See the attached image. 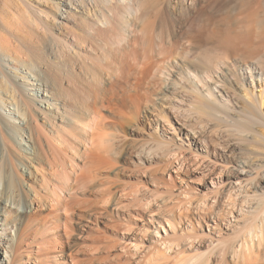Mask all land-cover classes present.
I'll list each match as a JSON object with an SVG mask.
<instances>
[{
    "label": "bare ground",
    "instance_id": "1",
    "mask_svg": "<svg viewBox=\"0 0 264 264\" xmlns=\"http://www.w3.org/2000/svg\"><path fill=\"white\" fill-rule=\"evenodd\" d=\"M63 4L65 27L57 23L58 13L49 9L42 34L30 44L12 34L0 17V84L12 97L3 115L7 126H0V264H104L108 260L114 245L97 225L87 232L84 221L102 220L108 229L121 225L114 220V210L137 191L127 192L109 172L133 147L129 138L141 119L160 138L158 145L169 144L163 158L170 180L172 174L180 179L181 174L193 172L207 184L195 205L179 202L168 208L167 199L163 200L167 211L177 212L165 220L156 218V200L146 196L141 225L125 228L134 231L129 244L120 248L129 262L156 264L159 256V262L166 257L168 263L179 248L168 241L169 232L177 223H186L190 229L206 227L208 246L202 239H192L189 247L205 246L208 252L182 264L255 263L257 242L227 247L222 238L253 210L256 213L255 202L256 207L264 205V178L260 175L258 182L249 177V166L231 159L227 147L217 154V148L207 144L205 135L220 136L218 123H211L204 135V130L180 119L183 110L178 106L185 90H190L197 110L211 120L213 114L206 113L204 102L231 110L228 90L243 76V67L257 74L258 102L264 104V67H259L264 55L257 54L264 49V0H66ZM88 8L90 13L85 11ZM69 21L72 27H66ZM8 35L11 42L22 45L25 57L11 61L4 55L3 38ZM209 50L222 57L203 60L202 52ZM2 93L0 89V100ZM124 124L130 126L129 133ZM165 127L183 135L187 147L180 139L179 144L165 141ZM215 146L221 148L217 141ZM150 153H138L136 163L151 162ZM181 183L185 185L184 179ZM262 209L259 212L264 214ZM45 210L49 212L44 214ZM190 211H195L194 217Z\"/></svg>",
    "mask_w": 264,
    "mask_h": 264
},
{
    "label": "rangeland",
    "instance_id": "2",
    "mask_svg": "<svg viewBox=\"0 0 264 264\" xmlns=\"http://www.w3.org/2000/svg\"><path fill=\"white\" fill-rule=\"evenodd\" d=\"M65 1L66 0H0V17L2 18V21L4 20L3 21L5 22L4 25L6 26L7 29L9 28L8 30L12 34L17 36L18 38L23 39L25 44H30L36 38L37 35L42 34L41 29H44V27L42 26L43 25L42 23H45L44 20H45L46 14L49 9L58 13L57 23L61 22L62 24L60 23V25L62 27H65V24L63 23L64 21L61 19L62 12L64 11L63 9L65 8L63 4ZM85 11L89 12L91 11V9L88 8V9H85ZM69 14H70L69 15L70 18L74 16V15L71 16L72 14L71 11L69 12ZM68 25L69 26H66V27H72V21H69ZM6 38H3L4 55H7L11 61L12 59L13 61H16V60H20L21 58L25 57V52H24L25 50L23 49L22 45L19 44L17 41L12 40L11 42L9 35L6 36ZM263 50L264 49H262V51L261 49L257 50L259 52L257 54L262 55L261 53L263 52V55H264ZM219 53L220 52L215 51V50L203 51L201 54V58L203 60L214 59V58L219 59L222 57V55H220L221 53L220 54ZM257 59L259 60L260 58H257ZM257 62L259 63L260 61H257ZM261 62L259 63L260 68L264 67L262 66L263 62L262 63ZM243 68H244L243 76H238L239 79H237V81H235L234 83H231L232 85L230 84L231 87L228 90L229 91L228 94H230L228 98V101H230L228 102V106L230 109L232 108L231 110L227 112L222 111L218 109L217 107H215L214 105H212L211 103L204 102L205 108L207 110L206 113L209 111L208 113L211 112L213 114V119L211 120L212 117L207 118V117H210L209 114L204 116L203 114L205 113L201 112L200 108H198L197 110V107H199V105L196 102L197 99L195 95L191 93L190 90H187V91L185 90V93H183L185 96L181 95L183 97V98L181 97L182 102L178 106V110L182 108L183 111L180 110L178 116L183 114L184 116L181 115L182 117L180 116V119L182 118L186 119L188 126L192 125V127L196 126V129L198 130L200 129L204 130V135L209 133L208 131H210V128L213 127V124L211 123H218V124H215V126L217 125L220 126V130H221L220 136L215 137L214 135L210 136V134H207V136L205 135L206 140L208 141L207 144L209 143V145L211 144L214 145L213 148H217V151H219L217 152V154L223 153L222 146L227 147L226 149H228L229 151L231 150L230 158L234 159V161L242 160L246 162L250 170V173L248 176L251 178L254 177L253 178L254 180L260 182L259 178L261 176H262L261 177L262 179L264 178V175H263L264 174V104L260 105L258 102L259 101L258 97L260 95L261 88L257 80L258 78L257 74L253 72L250 73L245 67ZM251 76H253V78ZM1 84H0V89L3 90L4 94L3 93L1 94L2 100H0V126H7V124L5 123L6 120L4 119V116H5L6 108L8 109V107L10 106V102L12 103V99H11L12 97L10 96V94H8V91H6L7 93H5V88L2 87ZM193 107H195L194 110L196 111L192 110ZM247 109L249 111L251 109L253 112L250 111L251 113H249ZM199 110L200 112L196 113ZM185 115L187 118L185 117ZM198 118L203 120L204 123L198 120ZM196 121L197 123H195ZM201 124L206 125V126L203 125L205 128H203V126L202 128H199V126H197V125L201 126ZM126 125L124 124L125 131L126 133H129L130 126L128 124ZM164 132H165L163 135L164 137L162 138H164L165 141L167 140L168 142L172 139L175 141L174 143L177 142L179 144L178 139H180L183 141L181 142L183 143V145L185 146L187 145V142L184 136L181 135V137H179V134L177 133V131L173 132V130H170L167 127H165ZM159 139L160 138L157 137V134H155L149 122H146L144 119H141L140 126L136 130V133L132 134V136L130 135V138H129V141L133 143L132 145L133 147L128 150V154L125 157V159H119L115 166V169H112V172L111 171L109 172L110 176L113 179L116 178V180H118L117 184L120 185L121 183L123 186L122 188H124L127 192L133 193L132 190L137 191L136 195H132V197L130 198L128 197L124 198L122 200V206L114 210L113 217L115 221L118 220L119 225L121 224L120 226H118L120 230H118V228H116L118 231L116 229L106 228L105 225L102 223V220H99L97 223L95 222L86 223L84 221V223L87 224V226H89L85 228L87 229L86 230L87 232L89 231L90 228H91L90 230L92 229L94 230L98 227V229H101V231L102 230L103 232L105 231V236L108 237L107 239L112 242V244L110 245L109 243V245L110 246L114 245L113 248L109 249L110 252L108 254V260L105 261L104 264H119L121 262H122L121 264H126V262L127 264L133 263V261L129 262V260L131 259L126 254H124L120 248L123 245L129 244L128 242L131 241L130 239L134 231L130 232L128 229L130 228V230L131 229L134 230L137 226L141 225L140 221L142 218L140 217V215L144 216L146 212L143 206L144 205L143 203L145 202L144 199L146 198V196L151 194L152 199L156 200V206L154 207L156 218L158 220H161V219L163 220V217H164V220H165V218H171L172 216L177 215V212H175V210H173L174 214L172 212L167 211L169 210L168 209L169 207H172V208L176 207L177 205H179L178 204L179 202H181L182 204H186L185 202L196 204L197 200H199L206 193L203 186H206L207 181L202 179L200 175L198 176L196 173L189 172L187 175H183V174L180 175V179L181 180L184 179L185 185L181 183V180L179 178H175L176 177L175 174H172L171 180H170V178L166 175V173H164L165 161L163 158V151H164L163 149L167 148V146L169 147V144L162 143L161 145H158ZM215 141L221 144V148L219 146L218 147L215 146ZM19 142H21L20 138H19ZM155 145L158 146V148H156ZM218 148H220V150ZM151 149L153 151H149ZM138 153L142 154L143 156L150 153V155L153 156L154 158L149 163L146 162L144 164H139V163H136V159H135V156ZM226 153H229V152H226ZM149 168L150 169L152 168V169L150 170ZM254 171L256 174L259 171L260 172L257 175H255V173H253ZM116 174L117 176H115ZM169 181H172V183L173 182L174 183L172 184ZM186 185L188 188H186ZM179 188L180 189L184 188L183 191L185 190L184 191L185 194L182 191V189L179 191ZM182 194L184 197L182 196ZM90 198H92V196ZM166 199L168 202H166L165 205L167 207L169 206L168 208L166 206L161 205V202ZM255 203L256 204H254L253 209H256V213H255V210H253L254 213L247 215L246 219L232 232L226 233L225 232L226 230L223 228L224 230L222 232H225L224 233L225 235H223L222 239L225 240L224 244L226 243L227 247H237V248L244 242L246 243L247 242L248 243L257 242L256 243L257 250L255 249L253 250L254 252L256 251L255 253L258 254V255L256 254L258 256L257 257L258 259L255 260V263L252 262V264H256V261L257 263L259 262V264L260 263L264 264V214L260 213L263 210L262 207L264 205H262V207L257 206L258 207L257 208L256 205H258V203L257 202ZM165 208H167V210ZM257 210L258 212L260 210L261 211L257 214ZM48 212L49 210L43 211L44 214H47ZM190 212L188 213V215L190 214ZM170 214H173V215L171 216ZM193 214H195V211H192L191 216L190 215L189 216L194 217L195 215ZM62 221H64V218L62 219ZM195 225H197V223ZM130 226H133V227H130ZM201 227L202 228H199L197 225V226L192 227L193 229H190V225H186V223L185 224L177 223L174 232L172 231L169 232L168 236L170 240L168 239L167 240L170 241V243H173V245L175 246L178 245L179 248L178 250H176V252H173V254H171L170 258L172 259L168 263L167 261L169 259H166L167 264L180 263V262L176 263L175 262L176 259L177 261H181V264H182L184 260H188L189 258L198 255L199 252L200 253L203 252L204 254L208 252L205 246H202L199 248L189 247L190 245L189 242L190 241L192 242V239H200V240L202 239V241L206 242V245L208 246L207 241H209V238H207L205 234L207 232L206 227L204 225ZM125 228H128V229H125ZM248 230H250L252 233L249 234ZM212 236H215L213 237V240L217 238V234L212 235ZM61 238L63 242L67 241L66 236L64 235L63 231H61ZM57 251L58 250H56V253ZM178 254H180L182 258ZM178 256L183 260H180V259L178 260L177 258ZM84 257L85 256H81L80 258L83 259ZM165 258L160 257V262H159V256H158V258H156V264H161L163 260H164L163 263L166 264ZM123 259H125V262Z\"/></svg>",
    "mask_w": 264,
    "mask_h": 264
}]
</instances>
